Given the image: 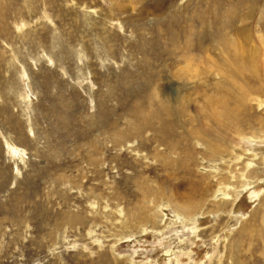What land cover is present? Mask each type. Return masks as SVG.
Instances as JSON below:
<instances>
[{
  "label": "rangeland",
  "instance_id": "1",
  "mask_svg": "<svg viewBox=\"0 0 264 264\" xmlns=\"http://www.w3.org/2000/svg\"><path fill=\"white\" fill-rule=\"evenodd\" d=\"M263 216L264 0H0V264H264Z\"/></svg>",
  "mask_w": 264,
  "mask_h": 264
},
{
  "label": "bare ground",
  "instance_id": "2",
  "mask_svg": "<svg viewBox=\"0 0 264 264\" xmlns=\"http://www.w3.org/2000/svg\"><path fill=\"white\" fill-rule=\"evenodd\" d=\"M26 92V91H25ZM236 92V91H235ZM244 92V91H243ZM242 92V93H243ZM28 93V92H27ZM247 93V92H246ZM241 95V94H240ZM243 95V94H242ZM27 100V99H26ZM219 102V101H218ZM239 103V102H238ZM220 105V104H219ZM222 107V106H221ZM230 121V120H229ZM208 123V122H207ZM136 130H139V129H142V126H140V125H136V128H135ZM208 130V129H207ZM242 139V138H241ZM174 144V143H173ZM170 149V148H169ZM10 150H11V152H16L17 150L16 149H13V148H11L10 147ZM171 151V150H170ZM247 167V166H246ZM228 179V178H227ZM244 188V187H243ZM241 189V191L242 190H244V189ZM146 194H147V196H149L150 198H156V193H153V192H150L149 190L148 191H146ZM223 196H226V194H224ZM204 198V197H203ZM215 199V198H214ZM208 200V199H207ZM211 200V199H210ZM231 201L229 202L228 200H227V197H225V198H223L221 201H222V206H227L228 204L229 205H232V203L235 201V199H230ZM217 201V200H216ZM218 202V201H217ZM219 204V203H218ZM214 205H217V203L215 204L214 203ZM222 206H218L217 205V209L219 210ZM174 207L176 208V210H178V211H181V212H184V213H186L187 212V210H188V205H186V204H184V205H179V204H174ZM178 211H177V213H178ZM217 211V210H216ZM179 214V213H178ZM193 218V217H192ZM263 218H264V216H263ZM249 230V229H248ZM247 231V230H246ZM248 258V257H247ZM250 259V258H249ZM248 259V260H249ZM252 259V258H251ZM250 259V260H251ZM248 263V262H247ZM251 264H253V263H251Z\"/></svg>",
  "mask_w": 264,
  "mask_h": 264
}]
</instances>
